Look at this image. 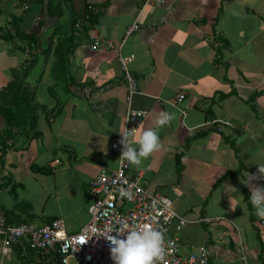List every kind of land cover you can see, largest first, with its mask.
<instances>
[{
    "label": "crops",
    "instance_id": "0c3cea01",
    "mask_svg": "<svg viewBox=\"0 0 264 264\" xmlns=\"http://www.w3.org/2000/svg\"><path fill=\"white\" fill-rule=\"evenodd\" d=\"M56 3L60 14H51ZM20 16V30L37 36L36 52L14 35L11 19ZM51 37L72 45L59 78L50 74L54 45L45 51ZM96 39L116 49H91ZM15 79L26 94L9 103L21 100L37 122L35 136H9L0 158L8 223L60 218L79 231L90 217V183L102 168L117 169L111 144L129 107L146 111L137 133L171 111L176 119L159 130L168 150L130 164L128 176L141 174L143 188L193 220L181 230L182 253L204 245L209 264H264V218L249 200L264 187V0H0V91ZM14 257L21 260L0 239V264Z\"/></svg>",
    "mask_w": 264,
    "mask_h": 264
},
{
    "label": "built area",
    "instance_id": "2783aa9c",
    "mask_svg": "<svg viewBox=\"0 0 264 264\" xmlns=\"http://www.w3.org/2000/svg\"><path fill=\"white\" fill-rule=\"evenodd\" d=\"M167 0H144V4L162 5ZM137 28L134 24L126 31V36ZM215 45V43H214ZM91 49H116L110 41L96 39L91 44ZM130 94L135 91V83L129 77ZM183 93H177L176 103L182 102ZM143 109L129 107L124 130L137 129L145 117ZM119 139L112 142L111 148L118 152L120 158L122 145ZM130 167L126 161L118 160L117 169L107 172L101 169L99 175L90 183L88 193L92 199L89 206V220L79 231L69 233L62 219H55L45 225L32 222L8 223L5 215L0 211V239L7 248H16L24 264H114L110 253V244L102 235H116L115 229L127 225L129 228H139L145 224L165 230L168 254L157 264H209V251L204 245H190L187 253H182L180 233L183 227L193 220L180 215L173 208L170 198L152 193L140 184L141 174L129 177L127 171ZM121 189L132 192V199L122 197ZM217 218H205L211 223ZM38 251L47 256L39 262L33 259L30 251ZM240 253L243 252L241 247ZM25 258V260H24Z\"/></svg>",
    "mask_w": 264,
    "mask_h": 264
},
{
    "label": "clouds",
    "instance_id": "9594fccd",
    "mask_svg": "<svg viewBox=\"0 0 264 264\" xmlns=\"http://www.w3.org/2000/svg\"><path fill=\"white\" fill-rule=\"evenodd\" d=\"M176 119V113L161 111L155 121L156 127L147 128L140 133L135 128L121 131L120 144L122 152L121 162L140 166L152 153L168 150L160 136V129ZM120 195L132 199L133 194L128 189H121ZM258 217L264 218V187H253L249 197ZM113 230L102 234L110 244L111 258L114 264H157L168 254L165 230L151 225L139 228H129L125 225L115 229L116 235L109 234Z\"/></svg>",
    "mask_w": 264,
    "mask_h": 264
},
{
    "label": "trees",
    "instance_id": "16d2710c",
    "mask_svg": "<svg viewBox=\"0 0 264 264\" xmlns=\"http://www.w3.org/2000/svg\"><path fill=\"white\" fill-rule=\"evenodd\" d=\"M39 1L41 2L42 0ZM52 6H56V8L51 10V14H60V10L58 9V3H56L55 5L51 4V7ZM96 16L97 15L93 13L91 7L88 8V14L86 18H88L89 21L92 22L94 21ZM23 18L24 16H20L13 17L11 19L14 35L15 37H19L21 40H25L29 44H32L34 51L36 52L37 36L34 34L29 35L20 30V23ZM65 40L66 38L64 37L55 44L51 37L49 41V47L45 50L50 52L52 45H54V48L52 50L53 61L50 70V74L53 78H59L61 74L67 72L68 54L72 50V45L70 41ZM15 80L16 81H14L13 85H11L10 87H6L4 90L0 91V103L2 104L0 107V113L4 118L5 122L4 128L0 131V158L9 146V143L7 144L6 142L9 139V136L12 137V135H14L15 133L19 134V132H21V134L25 135V137L27 138H30L31 133H33V136L36 135L35 125L37 122V117L35 115H32L33 111L30 109L29 115H25L26 108H22V106L20 105L21 100L17 101L15 105L12 104V102L9 103L11 100L8 101V97H11L13 94L18 95L19 98L16 97L17 99H20L23 95L25 96L26 94L25 91L22 90V86L19 80ZM31 170H33L34 172L42 173L48 172L46 171V168H39L34 165H31ZM29 253H31L33 259L36 258L39 262H42L47 258V256L40 254L38 251L31 250ZM22 263L24 264L23 260Z\"/></svg>",
    "mask_w": 264,
    "mask_h": 264
},
{
    "label": "rangeland",
    "instance_id": "374dc122",
    "mask_svg": "<svg viewBox=\"0 0 264 264\" xmlns=\"http://www.w3.org/2000/svg\"><path fill=\"white\" fill-rule=\"evenodd\" d=\"M67 230L70 231L69 229ZM20 261L18 257H14L12 261L4 259L3 264H21ZM70 264H74L73 260H70Z\"/></svg>",
    "mask_w": 264,
    "mask_h": 264
},
{
    "label": "water",
    "instance_id": "95a60500",
    "mask_svg": "<svg viewBox=\"0 0 264 264\" xmlns=\"http://www.w3.org/2000/svg\"><path fill=\"white\" fill-rule=\"evenodd\" d=\"M40 10H41L42 14H44V12L46 11L45 8H43V7Z\"/></svg>",
    "mask_w": 264,
    "mask_h": 264
}]
</instances>
